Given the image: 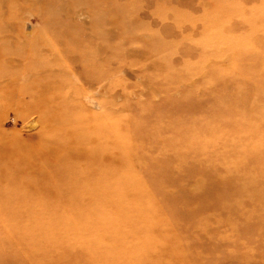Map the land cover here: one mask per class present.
Returning a JSON list of instances; mask_svg holds the SVG:
<instances>
[{"label":"rangeland","instance_id":"1","mask_svg":"<svg viewBox=\"0 0 264 264\" xmlns=\"http://www.w3.org/2000/svg\"><path fill=\"white\" fill-rule=\"evenodd\" d=\"M0 264H264V0H0Z\"/></svg>","mask_w":264,"mask_h":264},{"label":"bare ground","instance_id":"2","mask_svg":"<svg viewBox=\"0 0 264 264\" xmlns=\"http://www.w3.org/2000/svg\"><path fill=\"white\" fill-rule=\"evenodd\" d=\"M193 32L195 34V32H196L195 28H193ZM109 48H110V50H112V47H109ZM94 49L96 50L94 52V55L96 54L97 58L91 56L92 57L91 60L93 62V66H95L96 68H100V67L108 68V63L107 62H109L112 59V57H114V55H113L114 53L112 54V52H110V53L106 52L107 45H106V47H105V45H97L96 47H94ZM154 49H155V47H149L147 50L150 53H154V52L156 53V51H160V50H158V48H156L155 50ZM155 56H157L158 64H160L162 67H165L167 69V71H169V75H168L169 78H165V79L169 80L170 82L172 81V83H173L175 81V79L173 78V76H171L172 74L170 75V73H173L174 71L176 72L177 71V66H178V62L176 63L177 66H175V64H173L175 62L172 61V59L175 57V55H170V56L168 55L169 56L168 57V56H160L158 54H155ZM207 116L209 117L208 118V122H209V120H211V121H215L216 120L215 115H213L212 113H209ZM142 129L139 130V135L140 136L143 135V133H144ZM196 129L197 128L187 127L181 133H179V136L173 137L171 140H172L173 144L176 146V149H174V151L177 150L178 145L183 144L184 146H186V145L190 144V142H189L190 139H189L188 136H190L191 139H194L195 135L197 136L196 140L194 141V142H197V143L191 142V143H194V145L189 146L188 149H190V148H194V149L195 148H199V145L203 144V143L211 145V140L216 141V140L223 139L220 136L215 137V139H214L213 136L209 135L207 137L208 140L207 141L205 140L202 143L199 139L202 138L201 135H204V133L203 134H202V132L199 133V134H201L199 136L194 131ZM139 135L137 137H140ZM226 141H227V138H226ZM203 145H205V144H203Z\"/></svg>","mask_w":264,"mask_h":264}]
</instances>
